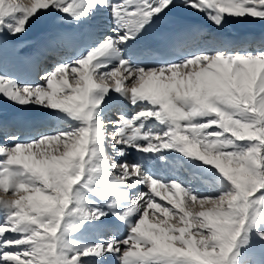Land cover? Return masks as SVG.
Listing matches in <instances>:
<instances>
[{"label": "snow or ice", "instance_id": "6c2138e0", "mask_svg": "<svg viewBox=\"0 0 264 264\" xmlns=\"http://www.w3.org/2000/svg\"><path fill=\"white\" fill-rule=\"evenodd\" d=\"M251 24L264 0H0V101L43 117L0 112V264H264Z\"/></svg>", "mask_w": 264, "mask_h": 264}, {"label": "bare ground", "instance_id": "6f19581e", "mask_svg": "<svg viewBox=\"0 0 264 264\" xmlns=\"http://www.w3.org/2000/svg\"><path fill=\"white\" fill-rule=\"evenodd\" d=\"M0 105H4L2 103V101H0ZM9 110H18V111H21L18 108L12 107V106L9 108ZM23 112L24 113H22V112H11V115L14 116V117H17L18 119H21L22 115H26L29 118H31V117H39L41 115L40 113H38L35 110H32V111H23Z\"/></svg>", "mask_w": 264, "mask_h": 264}, {"label": "rangeland", "instance_id": "374dc122", "mask_svg": "<svg viewBox=\"0 0 264 264\" xmlns=\"http://www.w3.org/2000/svg\"><path fill=\"white\" fill-rule=\"evenodd\" d=\"M22 2H24V3H28V2H29V0H22Z\"/></svg>", "mask_w": 264, "mask_h": 264}]
</instances>
